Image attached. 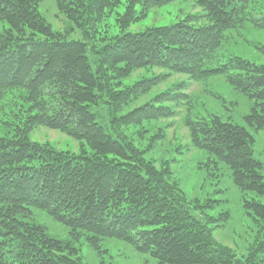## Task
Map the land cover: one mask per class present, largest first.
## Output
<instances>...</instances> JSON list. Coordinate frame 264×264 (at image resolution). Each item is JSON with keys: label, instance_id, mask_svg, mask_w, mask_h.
<instances>
[{"label": "trees", "instance_id": "obj_1", "mask_svg": "<svg viewBox=\"0 0 264 264\" xmlns=\"http://www.w3.org/2000/svg\"><path fill=\"white\" fill-rule=\"evenodd\" d=\"M56 1L85 39L107 12L122 6L120 0ZM174 1L129 0L117 18L121 34L97 51L93 64L88 42L64 40L46 23L41 0H0V109L18 121L14 137L0 138V264H85L74 242L27 224L36 211L47 213L98 256L106 240H116L159 264H255L259 240L242 260L214 243L208 233L220 228L219 222L193 218L190 205L177 204L170 192V169L158 172L147 161L165 131L149 140L143 136L150 131L147 124L179 118L191 101L185 93L189 81L224 78L253 109L243 125L218 117L186 120L190 143L225 164L242 193L264 196V165L255 157L256 136L264 131V66L239 58L222 61L219 55L231 32L248 25L264 32V6L257 5L261 0H198L205 24L191 15L171 26L130 31ZM145 70L168 74L118 88ZM170 75L188 82L149 98ZM17 92L25 94L21 106ZM100 103L108 108L109 125L98 121ZM40 127L77 141L82 153L33 144L29 135ZM245 210L261 236L264 205L245 202Z\"/></svg>", "mask_w": 264, "mask_h": 264}, {"label": "rangeland", "instance_id": "obj_2", "mask_svg": "<svg viewBox=\"0 0 264 264\" xmlns=\"http://www.w3.org/2000/svg\"><path fill=\"white\" fill-rule=\"evenodd\" d=\"M120 1L122 6L107 12L103 22L87 39L84 38V32L77 29L75 24L69 22L60 12L56 0H41L38 7L46 23L62 39L88 42L91 48L89 59L94 64L97 51L121 34L117 18L124 14L129 0ZM197 3L198 0H175L161 9L151 11L143 21L131 27L130 31L137 33L171 26L184 21L191 15L201 16L200 22L196 23L205 24L204 13ZM257 5L263 7L264 0L258 1ZM219 55L222 61L239 58L257 66H264V32L250 25L242 30L231 32ZM165 74L168 73L160 70L135 72L118 88L128 89L139 80ZM187 82V78L183 76L170 75L168 81L155 89L149 98L173 85ZM118 83L114 82L113 86ZM188 83L189 88L185 93L190 96L191 101L189 105H185V108L182 106L179 118L145 126V129H150L149 133L143 136L146 140L155 136L159 129L161 133L165 131L164 139L147 155V161L153 164L158 172H162L163 168L170 169V186L174 188H171L170 192L176 195L177 204L184 203L187 207L188 204L190 205L189 213L193 218L196 217L199 221L212 218L219 222L217 226L221 225V227L208 233V235L211 234L214 243L230 248L236 253L237 258L242 260L249 256L250 250L259 240V249L262 250L261 254L255 256L254 263L260 264L264 261V233L261 236L258 235L261 230H258L252 216L245 210V202L264 205V196L242 193L234 185L232 173L225 164L216 163L213 156L192 146L185 122L218 117L231 124L243 125V117L249 115L253 109L252 101L233 89L224 78L217 77L204 82L189 81ZM15 95L18 105L21 106V97H25V94L17 92ZM95 112L101 124H110L108 108L103 103L95 108ZM7 113H2L0 109V138L11 139L15 136L18 121L13 117H7ZM29 140L33 144L49 146L74 156L82 153L77 141L61 132L47 128L35 129L29 135ZM255 148V157L264 165V131L257 134ZM85 151L91 153L87 147ZM260 175L264 179V169ZM168 183L165 182L166 187ZM228 216L229 219H227ZM27 219V224L45 229L49 237L57 238L65 243L74 242L85 264H159L150 256L139 254L130 245L116 240H106L102 246L103 255L98 256L82 239L78 242L73 240L69 230L45 212L36 211L33 215H28ZM208 229L211 228L208 227Z\"/></svg>", "mask_w": 264, "mask_h": 264}]
</instances>
